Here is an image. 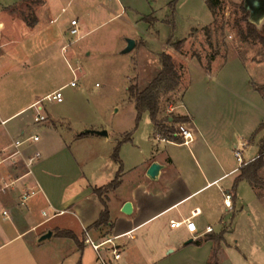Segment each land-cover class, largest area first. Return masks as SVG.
<instances>
[{"label": "crops", "instance_id": "crops-1", "mask_svg": "<svg viewBox=\"0 0 264 264\" xmlns=\"http://www.w3.org/2000/svg\"><path fill=\"white\" fill-rule=\"evenodd\" d=\"M8 15L12 17V11L9 10ZM72 20L79 24V18ZM55 21L56 18L50 22ZM34 22H38V16ZM235 61L239 66L247 63L243 58ZM251 62L264 64L262 60ZM230 64L227 57L212 58L207 72L199 73L217 82L212 96L215 100H208V105L216 111L226 108L231 97H242L234 79L238 75L233 69L225 72L223 79L212 74ZM260 84H264V78ZM257 89L255 85L254 92L262 102L264 93ZM186 92L184 88L182 108ZM41 101L35 99L21 105L0 122L5 126L0 132V187L9 184L4 192L0 191V216L7 223L0 224V249L18 243L7 252L2 264L14 261L17 264H96L95 251L84 243L85 232L96 242L117 237L121 249L119 264H219L220 258L226 256L224 246H229L226 235L233 231L232 222H223L224 212L240 209L247 210L249 215L250 204L256 212H261L262 188L253 187L246 180L238 183L236 180L241 168L258 157L264 138L263 120L251 125L195 124L187 109L182 115L189 119L186 124L194 137L191 144L157 140L159 131L151 121L154 136L151 148L135 144L130 134H120L109 144L106 138L109 135L87 131L94 127L66 128L54 122L41 124L48 120L46 115L45 120L36 122V116L44 115L40 112L43 110L39 106ZM244 103L247 104L246 99ZM133 105L136 111L134 100ZM35 106H39V112L29 114ZM165 108L162 106L159 120L161 125L168 127L174 117L164 121ZM25 114L29 116L20 118ZM33 135H38L39 140L23 144V157H10L17 140ZM119 142H122L120 184L104 196L110 221L96 227L94 224L104 205L94 190L115 179L119 164L112 154ZM162 144L164 150L160 151ZM240 144H245L244 149L250 144L252 148L257 146L258 151L246 161L242 157V162L238 159L235 162V150ZM36 152L41 158L28 167L25 159ZM153 162L163 166L156 180L147 175ZM262 171L263 168L259 171L261 178ZM247 187L250 196L245 194ZM31 189L35 195L22 204V195ZM225 194L231 195L230 207L224 203ZM126 202L132 204V212L128 215L122 212ZM4 211L8 213L6 216ZM194 211L198 213L192 216ZM183 220L188 224L171 227V221ZM216 223L221 226L219 231L214 228ZM208 227L212 232H207ZM48 232H52L51 237L42 239ZM60 232H70L72 236H61ZM212 236L223 238L220 257L214 261H211L215 249Z\"/></svg>", "mask_w": 264, "mask_h": 264}, {"label": "rangeland", "instance_id": "rangeland-1", "mask_svg": "<svg viewBox=\"0 0 264 264\" xmlns=\"http://www.w3.org/2000/svg\"><path fill=\"white\" fill-rule=\"evenodd\" d=\"M207 1L0 0V122L21 105L41 100L65 85L62 103L47 100L39 103L43 107L40 112L49 117L41 124L54 122L66 128L86 126L94 127L88 130H106L109 144L120 134H130L135 144L152 148L150 117L144 114L136 126V111L128 88L146 87L161 70L160 57L165 51L173 52L182 80L177 91L161 95V108L167 107L164 121L170 116L186 117L182 114L188 109L195 124L264 122V100L261 102L254 92L255 85L258 92L263 86L260 83L264 64L251 62L264 61V50L258 43L242 39L241 33L246 28L241 9L244 0H221L216 15ZM54 18L56 21L50 22ZM73 18H79L82 29L78 38L69 33ZM127 38L134 39L136 47L121 54ZM180 40L184 44L181 52H177L172 45ZM66 43L71 45L63 50ZM217 57H227L231 64L212 74L223 79L225 72L233 69L242 95L231 97L222 111L208 105V100H215L212 96L217 82L199 74L207 72L209 61ZM236 58L245 59L246 65L239 66ZM75 77L77 86L68 85ZM184 88L186 107L182 108ZM39 106L33 107L29 114L39 112ZM176 124L187 125L182 121ZM4 129L0 124V132ZM159 147L164 150L163 144ZM241 149L245 161L258 151L251 144ZM234 160L237 162V158ZM262 168L260 178L264 182ZM246 190L245 194L250 196L249 187ZM259 207L261 212H256L250 204L251 215L240 209L224 212L223 222H232L233 231L226 235L229 246H224L226 256L220 258L219 264H264V200ZM0 224H7L1 216ZM214 228L219 231L221 226L216 223ZM17 244L0 249V264ZM221 249L222 246L215 260L219 259ZM103 254L109 256L106 247Z\"/></svg>", "mask_w": 264, "mask_h": 264}, {"label": "trees", "instance_id": "trees-1", "mask_svg": "<svg viewBox=\"0 0 264 264\" xmlns=\"http://www.w3.org/2000/svg\"><path fill=\"white\" fill-rule=\"evenodd\" d=\"M207 4L213 13L216 15V10L219 8L221 4V0H208ZM241 9L244 13V19L246 21L245 31H242V39L244 41H253L258 43L261 48L264 50V24L261 28L251 23L249 20L250 12L246 10L244 6V1L242 3ZM29 25H32L30 23ZM184 44L183 40L176 42L172 45V47L177 51L181 52L182 45ZM161 70L155 76V78L143 89L135 86H131L128 88L131 98L135 102L137 116L136 123L138 125L141 117L144 113H148L152 123L157 127L158 134H161L167 137L170 140L177 141L178 138L172 135L175 132V124L179 122L189 121L187 117H183L180 119L174 118L171 122L170 126H163L159 120V115L161 113V101L162 94H168L175 92L179 89L181 84V75L179 67L175 64L174 54L171 51H165L161 54ZM261 93H264V84L261 88H259ZM128 139V138H125ZM122 142L116 146L112 158L119 164V171L115 177V179L110 182L108 185L96 188L94 191L97 196L101 199L104 205V210L102 211L99 220L94 224V226L99 227L101 225L109 224V211L104 200V196L109 191L116 189L120 184V176L122 173V163L119 158V149ZM264 166V138L261 140L259 154L256 159L248 164L244 165L240 170V175L238 176L236 183L241 180H246L250 185L255 188L264 187V182L259 176L260 169ZM61 236H72L70 232H60ZM211 240H213L215 249L211 256V261L216 259V256L220 250L221 242L223 240L222 236H212ZM210 264V263H209Z\"/></svg>", "mask_w": 264, "mask_h": 264}, {"label": "built area", "instance_id": "built-area-1", "mask_svg": "<svg viewBox=\"0 0 264 264\" xmlns=\"http://www.w3.org/2000/svg\"><path fill=\"white\" fill-rule=\"evenodd\" d=\"M71 27L69 28V33L73 37H80L81 34V29L79 28V24L77 20H71L70 22ZM72 43V42H71ZM71 43L67 44L63 50H66ZM68 85L75 87L77 86V78L75 77L73 81H71ZM65 86L53 91L52 93L48 94L45 96L42 100H47L50 102H57V103H62L63 102V89ZM46 117L43 114H39L38 116L35 117L36 122H40L45 120ZM178 138L177 141L175 140H170L167 137L157 134L156 139L160 141H166V142H172V143H179L181 145H190L191 142L193 141V133L189 129L187 125H182V124H175V132L172 134ZM29 140L32 141H38L39 136L38 135H33L29 137L26 140H17L14 143V152L10 155V157L14 158H21L23 157L21 147L23 144ZM240 147H245V144H240ZM235 155L237 159L242 162V155L243 152L242 150L237 147L235 150ZM41 158V154L39 152L34 153L32 156L28 157L25 159L26 165L28 167H31L35 161L39 160ZM9 187V184H4V186L0 187V191L4 192L7 188ZM33 195H35L34 190H28L26 191L21 198V203L25 204ZM224 203L226 206L230 207L232 202H231V195L230 194H225L224 195ZM198 212L194 211L192 213V216L196 215ZM3 214L6 216L8 213L7 211H4ZM183 224H188L187 220H183L182 222H176V221H171V227H179ZM212 228L208 227L207 232H212ZM117 237H108L105 238L101 242H96L94 241L88 234V232H85V239L84 243L88 244L96 253V264H119L121 260V249L120 246L116 242ZM106 247V251L109 254V256L103 254V250Z\"/></svg>", "mask_w": 264, "mask_h": 264}, {"label": "water", "instance_id": "water-1", "mask_svg": "<svg viewBox=\"0 0 264 264\" xmlns=\"http://www.w3.org/2000/svg\"><path fill=\"white\" fill-rule=\"evenodd\" d=\"M244 6L246 10L250 12L249 20L251 23L255 24L259 28L264 24V0H244ZM126 47L120 51L121 54L130 53L136 47V41L132 38H127ZM88 132L95 133L102 136H107L108 132L106 130H87ZM163 166L158 162H153L148 169L147 175L150 179L156 180L159 175L160 170ZM122 212L125 214H131L132 204L131 202H126L122 208ZM52 232L45 234L42 239L51 237Z\"/></svg>", "mask_w": 264, "mask_h": 264}]
</instances>
